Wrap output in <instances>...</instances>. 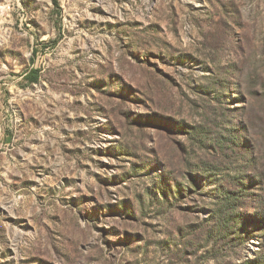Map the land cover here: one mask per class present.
Here are the masks:
<instances>
[{
    "label": "rangeland",
    "instance_id": "obj_1",
    "mask_svg": "<svg viewBox=\"0 0 264 264\" xmlns=\"http://www.w3.org/2000/svg\"><path fill=\"white\" fill-rule=\"evenodd\" d=\"M263 96L264 0H0V264L254 258L258 232L208 236L242 162L199 135L255 108L263 163Z\"/></svg>",
    "mask_w": 264,
    "mask_h": 264
},
{
    "label": "trees",
    "instance_id": "obj_2",
    "mask_svg": "<svg viewBox=\"0 0 264 264\" xmlns=\"http://www.w3.org/2000/svg\"><path fill=\"white\" fill-rule=\"evenodd\" d=\"M25 78L29 83L37 82V69L29 71ZM260 100L262 101L261 112L264 116V96ZM241 110L240 114L242 118L239 120V125H237V131L242 132L244 135H238L235 127H226L225 129L221 127L219 137L213 136L215 132L211 134L212 131H210V133L202 131L199 135L204 136L206 140L205 142L201 141L203 150L207 149L209 145L213 146L217 144L223 152L224 162H235V164L239 161L242 162L239 165H235L239 175L232 176L230 179H227L225 176L222 177L223 179H227V181H223L222 183V179H219L221 183L213 189L214 194L210 199L212 201L211 214L208 219V236L212 241L224 240L225 243L232 244L235 239H248L253 232H258L260 250L256 253L254 258H247L239 264H264V162H260V158L256 153L257 143H255L252 137L253 130L257 127V122H259V120H257L258 116H256V113L259 112H257L255 108L246 106ZM209 140L210 143H208ZM240 140L241 143L244 146L247 145L248 148V150L245 149V151L249 155V159L248 162L245 163L243 156L237 151H234L232 146L236 145ZM213 148L215 147L213 146ZM248 165L252 166L253 175L247 173L246 166ZM195 170L202 175L210 173L209 169L204 166H197ZM212 176L214 175L210 177ZM248 184L255 189L254 198L248 191ZM158 192L164 194L161 188ZM250 196L253 199V208L258 211L259 220H256V222H261L259 225L249 223L245 216H243V218L239 216L240 210L245 207V197Z\"/></svg>",
    "mask_w": 264,
    "mask_h": 264
}]
</instances>
